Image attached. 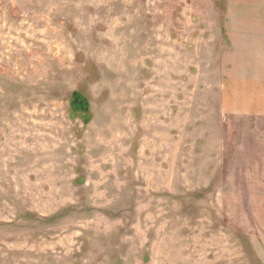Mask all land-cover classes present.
Listing matches in <instances>:
<instances>
[{"label": "rangeland", "instance_id": "374dc122", "mask_svg": "<svg viewBox=\"0 0 264 264\" xmlns=\"http://www.w3.org/2000/svg\"><path fill=\"white\" fill-rule=\"evenodd\" d=\"M0 264H264V0H0Z\"/></svg>", "mask_w": 264, "mask_h": 264}, {"label": "trees", "instance_id": "16d2710c", "mask_svg": "<svg viewBox=\"0 0 264 264\" xmlns=\"http://www.w3.org/2000/svg\"><path fill=\"white\" fill-rule=\"evenodd\" d=\"M73 106L75 109L82 108V110L86 109L87 102L84 100V97L80 93H76L73 95ZM86 102V103H85Z\"/></svg>", "mask_w": 264, "mask_h": 264}]
</instances>
